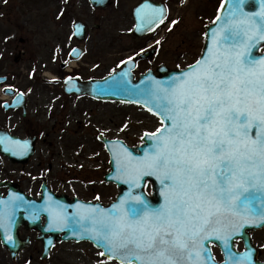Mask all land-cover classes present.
Masks as SVG:
<instances>
[{"label":"snow or ice","instance_id":"6c2138e0","mask_svg":"<svg viewBox=\"0 0 264 264\" xmlns=\"http://www.w3.org/2000/svg\"><path fill=\"white\" fill-rule=\"evenodd\" d=\"M242 55L228 50L198 62L161 90L157 99L164 103L157 108L171 123L146 133L155 144L140 163L147 169L142 174L168 181L173 200L159 210L130 206L94 219L92 230L109 251L132 246L144 254L136 256L142 264H183L192 261L190 245L204 226L264 205V69L252 71Z\"/></svg>","mask_w":264,"mask_h":264},{"label":"water","instance_id":"95a60500","mask_svg":"<svg viewBox=\"0 0 264 264\" xmlns=\"http://www.w3.org/2000/svg\"><path fill=\"white\" fill-rule=\"evenodd\" d=\"M92 4L102 5L106 0H88ZM264 0H220L215 16L204 26L200 51L193 61L183 67L168 68L163 64L156 67L157 73L145 70L134 76L130 72L131 64L125 60L117 68L100 77L79 78L67 77L63 81L65 92L87 94L99 100H117L130 102L143 107L156 116L159 125L155 130L142 131L139 142L128 145L119 137H107L101 133L97 139L102 143L107 153L108 169L103 172L102 179L111 182L116 187L113 199L107 202L82 199L76 196L68 197L63 193H54L48 188L37 199L29 198L18 192L7 194L0 198V244L7 250L10 258H15L19 250L27 246L28 238L19 237L17 228L36 230L35 239L40 241L39 257L48 253L55 241L86 240L99 250L103 257L115 260L118 264H142L136 256H144L132 246L127 248L109 246L96 237L93 220L101 214H111L117 208L128 209L130 206L144 208L150 211L159 210L170 205L173 195L166 189L157 175H144L147 169L140 163L153 151L155 139L150 135L157 129L171 122L162 118L157 105L163 106L164 101L157 99L162 96V89H168L182 80L198 62L209 58L228 54V50L242 53L240 59L244 65L254 72H260L264 65V50L258 52L264 44ZM164 13L161 3L153 0H139L132 8L135 34H141L155 26ZM239 32L238 36L230 33ZM75 34V31H74ZM4 76H0V81ZM256 128L249 131L255 138ZM16 158L15 154L10 155ZM148 184V191L145 186ZM139 197L140 204L135 198ZM96 209L95 212L90 211ZM264 205H256L252 213L245 217L224 215L217 218L218 222L204 226L203 231L194 238L190 245L193 249L192 261L186 258L183 264H264V260L256 257V247L252 243L250 232L263 226ZM248 222H245V221ZM205 237H207L205 239ZM235 240L241 242V248H236ZM211 244L219 253L220 259H215ZM200 255L197 257L196 252Z\"/></svg>","mask_w":264,"mask_h":264},{"label":"flooded vegetation","instance_id":"af4514ba","mask_svg":"<svg viewBox=\"0 0 264 264\" xmlns=\"http://www.w3.org/2000/svg\"><path fill=\"white\" fill-rule=\"evenodd\" d=\"M82 1L92 11L91 28L86 19L71 17L66 23L69 34L64 35L62 26L66 16L72 15L74 0H58L56 36L39 42L32 41L31 37L17 36V43L13 37H0V76H4L0 81V198L18 192L37 199L47 188L68 197L76 196L52 185L53 176L46 158L52 151V144H56L51 137L56 132L55 138L64 140L69 124H79L77 115L88 114V108L80 103L108 100L65 92V78L100 77L117 69L125 60H129L134 76L148 69L156 74L160 63L168 68L175 67L159 58L165 35L168 31L171 33V20L167 18L170 0H153L163 5L164 13L155 26L141 34L132 30V8L139 0L129 6L127 13L123 11L126 7L122 0H106L102 5ZM166 50L168 57L173 56L169 48ZM263 50L264 44L259 46L258 52ZM111 58H114L112 64ZM17 64L25 66L30 81L7 83ZM43 79L47 82L40 83ZM98 133L101 132L95 133L96 139ZM12 153L16 158L10 156ZM62 176H54L55 183H73V178L63 179ZM17 231L19 237L28 238V245L33 241L40 247V241L34 238L36 230L19 225Z\"/></svg>","mask_w":264,"mask_h":264},{"label":"rangeland","instance_id":"374dc122","mask_svg":"<svg viewBox=\"0 0 264 264\" xmlns=\"http://www.w3.org/2000/svg\"><path fill=\"white\" fill-rule=\"evenodd\" d=\"M134 1L122 0L126 7L124 13H127ZM183 1L170 0L168 3L167 18L171 20V33H166L161 46L163 49L159 53V58L178 67L193 61L199 53L204 26L215 16L220 3V0ZM57 2L58 0H0V37H13L17 43V36L31 37L35 42L56 36ZM91 13L84 1L74 0L72 15L69 13L66 16L62 26L63 34H69L66 23L75 16L86 19L91 28ZM166 48L173 52V56H167ZM113 60L114 58L110 59L111 64ZM18 65L7 83L22 84L30 81L25 66ZM39 82L47 81L43 79ZM80 104L88 108V114L77 115L79 124H69L62 141L55 138L56 132L52 134V142L56 144H52V151L46 155L49 173L53 176L52 185L83 199L108 201L113 199L116 187L102 179L103 172L108 169L107 153L102 143L95 138V133L99 131L107 137H119L128 145H134L139 142L141 132L155 130L159 120L143 107L130 102L108 100ZM59 174L63 175V179L73 178V183H55L54 176ZM145 189L148 191V184ZM250 236L256 247V257L264 260V224L251 231ZM235 246L241 248V242L235 240ZM211 251L215 259H220L215 246H211ZM39 252L38 242L31 241L28 246L19 250L15 258H10L6 248L0 244V264H118L115 260L100 255L97 248L84 240L55 241L43 258L39 257Z\"/></svg>","mask_w":264,"mask_h":264}]
</instances>
